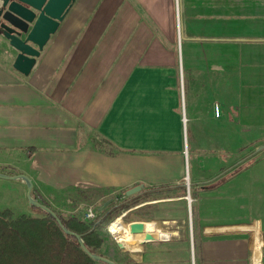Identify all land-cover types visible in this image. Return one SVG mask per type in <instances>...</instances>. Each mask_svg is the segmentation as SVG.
I'll list each match as a JSON object with an SVG mask.
<instances>
[{"label":"crops","instance_id":"crops-1","mask_svg":"<svg viewBox=\"0 0 264 264\" xmlns=\"http://www.w3.org/2000/svg\"><path fill=\"white\" fill-rule=\"evenodd\" d=\"M13 56L0 42V174L26 176L38 203L190 175L195 187L204 172L222 184L235 150L264 145V0H71L26 76ZM261 152L223 184L248 188H199L187 233L138 220L157 225L143 243L114 223L122 244L133 240L122 264H264ZM0 187L2 210L36 217L22 181ZM239 210L254 218L240 225Z\"/></svg>","mask_w":264,"mask_h":264},{"label":"rangeland","instance_id":"rangeland-1","mask_svg":"<svg viewBox=\"0 0 264 264\" xmlns=\"http://www.w3.org/2000/svg\"><path fill=\"white\" fill-rule=\"evenodd\" d=\"M229 131L230 130L222 129L221 139H223V137L224 138L228 137L227 140H229V136H227V133ZM227 140L225 141L227 145L223 144L221 146L223 147L226 146L228 148ZM262 145L263 144H260V145H257V144L248 145L247 144V145H242L241 148H239L238 150H235L233 152L234 153L233 157L229 159L230 164L221 169L220 178L221 180H225V182H223L222 184L218 183L217 181L212 182V180H209L208 182L207 180L208 174L207 172H204L202 173V176H199L200 177L199 181L201 182L205 181L204 184H200L198 186L193 187V183L196 181V178L190 175L191 183L187 179V177L189 176L184 177L179 183H176V184H180V183L183 184L182 190H174L172 192H163V193H150L146 195L144 198H140V200L138 201V204L135 205L138 207L135 208L134 206L131 208H135V209L130 208V210L129 209L121 210L118 212L117 215L112 212L110 213L109 208H110V204H117L118 202H120V200L122 199V191L113 193V195H110V198L108 200H105V198L103 197L99 198V196L96 195L92 201L86 202L84 205H79V203L76 202V200L72 198V194L70 193L68 195H70L71 197L70 198L67 197L68 199L65 198L66 201L61 199L59 202H52V203L45 202V203L50 208L51 211H53L55 214H59L60 216L64 218L68 216H74V217L79 218L81 216V212L87 206L93 207L96 213H98L97 211H99L98 217L100 219L99 220L100 223L98 225V228L96 229V235L100 239L101 243L98 248V254L106 259L115 261V263L122 264L123 248H118L116 246L117 242L106 231V228L116 218H118L122 213H125L124 216H122V222L119 221L121 224L122 223L127 224L131 221H138V220L166 222L168 225V228L176 229L178 232L185 231L187 233L190 218H191L190 214L192 213V207H191L193 206L192 199L194 198V196H197L198 194L206 193L205 191H202L199 188H209L210 186L215 189L220 188V191H221V188H248L246 187L248 182L246 179H243V178L239 179L235 184H230V182L227 183L226 185H223V184L226 183L227 181H230L231 178L239 174V172H242L243 169L259 161L261 154H262L261 151L264 150V148H261V147H264V145L263 146ZM225 154L227 158L228 152H226ZM225 154L223 155L221 154V157L225 156ZM229 174H232L230 178H229L230 176ZM187 188H196V189H194V191L189 189V192H188ZM2 190L3 188L0 187V202L2 198L4 197L1 193ZM211 192L212 191H209V193ZM187 196L191 200L190 202H187L186 200ZM61 197L64 198V195H62ZM173 197H176V198H174V200H170L171 198L173 199ZM164 199L165 201L160 202V200H164ZM220 204H221V200H220ZM2 209L3 208L0 207V211ZM240 211L242 212L233 214L234 217L243 219L242 220L243 222L239 223L240 225H246L249 223L248 219L250 217L254 218L253 216H250L251 215L250 212L243 211V210H239L238 212ZM121 224H120V227H121ZM235 226H238V225H235ZM112 227H113V224L110 226L109 231L113 232L114 236L117 237L118 242L122 243V239H121L122 234H120L119 236H116V229H113ZM260 264H262V260Z\"/></svg>","mask_w":264,"mask_h":264},{"label":"trees","instance_id":"trees-1","mask_svg":"<svg viewBox=\"0 0 264 264\" xmlns=\"http://www.w3.org/2000/svg\"><path fill=\"white\" fill-rule=\"evenodd\" d=\"M182 187L183 184L150 188L130 197H125L122 192V199L117 204H110L109 212L117 215L121 210L134 207L140 198L150 193L182 190ZM40 204L48 207L44 202ZM30 208L36 217H14L8 210L0 211V264H101L86 256L75 238L66 236L50 216L37 208ZM98 214L89 223L83 222L80 217L55 215L63 228L81 238L90 253L99 255L101 241L96 235L100 223Z\"/></svg>","mask_w":264,"mask_h":264},{"label":"water","instance_id":"water-1","mask_svg":"<svg viewBox=\"0 0 264 264\" xmlns=\"http://www.w3.org/2000/svg\"><path fill=\"white\" fill-rule=\"evenodd\" d=\"M70 3L71 0H0V42L4 44L6 52H12L14 55L11 63L14 71L23 76L30 72L35 59L57 29ZM0 179L22 181L25 185V199L29 207L37 208L50 216L66 236L75 238L81 251L92 261L101 264H115L109 259L90 253L78 235L63 228L53 211L36 202L31 197L32 185L26 176L0 174ZM141 190V185L134 186L126 190L124 196L130 197ZM126 227L130 236L140 235L142 236L141 241L145 243L154 240L150 234L155 232L157 225L152 223L147 228L142 222L134 221L126 224ZM158 239H165L163 233L158 235ZM116 246L123 248L120 243H116Z\"/></svg>","mask_w":264,"mask_h":264},{"label":"built area","instance_id":"built-area-1","mask_svg":"<svg viewBox=\"0 0 264 264\" xmlns=\"http://www.w3.org/2000/svg\"><path fill=\"white\" fill-rule=\"evenodd\" d=\"M213 115L214 116H217L218 115V108L216 106L213 107ZM138 207V206H135V208ZM135 208H131V209H135ZM96 212L95 210L93 209V207H90V206H87L83 209V211L81 212V220L83 222H86V223H89L91 221H93L96 217ZM125 213H122L118 218H116L107 228H106V231L108 232V234L110 236L113 237V235L109 232V227L116 223L117 221H121L122 222V216H124ZM128 224V223H127ZM126 226V224H124Z\"/></svg>","mask_w":264,"mask_h":264},{"label":"bare ground","instance_id":"bare-ground-1","mask_svg":"<svg viewBox=\"0 0 264 264\" xmlns=\"http://www.w3.org/2000/svg\"><path fill=\"white\" fill-rule=\"evenodd\" d=\"M114 225V224H113ZM109 230H110V227H109ZM112 231V230H111ZM110 232V231H109ZM112 235H113V238H114V240L117 242V243H120V242H118V239H117V237H115L114 236V234H113V232H110ZM150 236H151V238H153V239H155V236L153 235V234H150ZM130 243H133V240H130V241H128V242H126L125 244H122V243H120V244H122V246H124V245H129Z\"/></svg>","mask_w":264,"mask_h":264}]
</instances>
